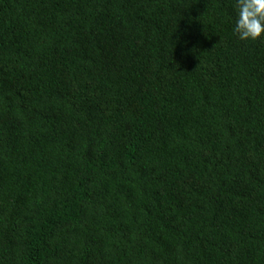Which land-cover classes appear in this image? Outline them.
Wrapping results in <instances>:
<instances>
[{"label":"trees","instance_id":"16d2710c","mask_svg":"<svg viewBox=\"0 0 264 264\" xmlns=\"http://www.w3.org/2000/svg\"><path fill=\"white\" fill-rule=\"evenodd\" d=\"M234 0H0V264H264V36Z\"/></svg>","mask_w":264,"mask_h":264},{"label":"clouds","instance_id":"9594fccd","mask_svg":"<svg viewBox=\"0 0 264 264\" xmlns=\"http://www.w3.org/2000/svg\"><path fill=\"white\" fill-rule=\"evenodd\" d=\"M236 15L233 34L240 41L264 36V0H234Z\"/></svg>","mask_w":264,"mask_h":264}]
</instances>
